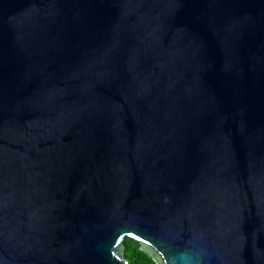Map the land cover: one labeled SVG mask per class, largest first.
<instances>
[{"label": "water", "instance_id": "1", "mask_svg": "<svg viewBox=\"0 0 264 264\" xmlns=\"http://www.w3.org/2000/svg\"><path fill=\"white\" fill-rule=\"evenodd\" d=\"M264 264V0H0V264Z\"/></svg>", "mask_w": 264, "mask_h": 264}, {"label": "trees", "instance_id": "2", "mask_svg": "<svg viewBox=\"0 0 264 264\" xmlns=\"http://www.w3.org/2000/svg\"><path fill=\"white\" fill-rule=\"evenodd\" d=\"M125 257L129 264H157V262L146 252L141 250V243L130 236L125 239Z\"/></svg>", "mask_w": 264, "mask_h": 264}]
</instances>
